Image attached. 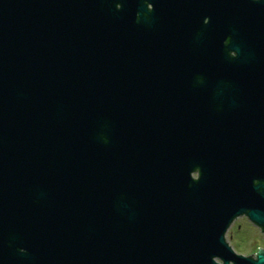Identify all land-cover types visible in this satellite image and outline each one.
I'll return each instance as SVG.
<instances>
[{"label": "water", "instance_id": "water-1", "mask_svg": "<svg viewBox=\"0 0 264 264\" xmlns=\"http://www.w3.org/2000/svg\"><path fill=\"white\" fill-rule=\"evenodd\" d=\"M243 214L264 0H0V264H264Z\"/></svg>", "mask_w": 264, "mask_h": 264}, {"label": "flooded vegetation", "instance_id": "flooded-vegetation-1", "mask_svg": "<svg viewBox=\"0 0 264 264\" xmlns=\"http://www.w3.org/2000/svg\"><path fill=\"white\" fill-rule=\"evenodd\" d=\"M236 56V54H234ZM255 185H262V181H260L258 178L254 181ZM241 235V236H240ZM254 236V243L251 240L248 241L249 247H252L248 252H242L239 249L234 248L230 245L231 241L238 239L239 237V245H247L246 237ZM226 241L230 245V247L233 249V251L239 255L244 256L247 259L256 260L257 256L260 253L264 254V229L252 222L249 217L246 214H243L233 221L232 225L229 227L227 233H226ZM241 242V244H240ZM221 264L222 262L219 261ZM230 264H234L231 262Z\"/></svg>", "mask_w": 264, "mask_h": 264}, {"label": "rangeland", "instance_id": "rangeland-1", "mask_svg": "<svg viewBox=\"0 0 264 264\" xmlns=\"http://www.w3.org/2000/svg\"><path fill=\"white\" fill-rule=\"evenodd\" d=\"M254 238H255L254 236L246 237V240H247V245L246 246L243 245V244L242 245H239V237H238V239H236V241L235 240L231 241L230 245L233 246L236 249H239L242 252H248V250H250L251 248H253L252 245H251V247H249L248 241L251 240V243H252V241L254 243ZM240 244H241V242H240Z\"/></svg>", "mask_w": 264, "mask_h": 264}]
</instances>
